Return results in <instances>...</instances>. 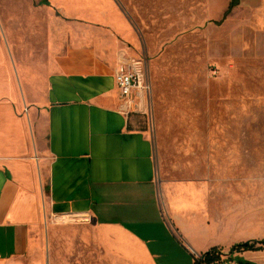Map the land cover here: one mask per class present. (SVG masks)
<instances>
[{
	"label": "crops",
	"instance_id": "1",
	"mask_svg": "<svg viewBox=\"0 0 264 264\" xmlns=\"http://www.w3.org/2000/svg\"><path fill=\"white\" fill-rule=\"evenodd\" d=\"M29 2L13 31L0 15V264L33 256L62 216L74 224L56 246L76 233L80 264H194L214 250L217 264H264V250L233 251L264 240V207L233 219L221 207L223 145L184 144L164 165L121 112L120 58L145 60L123 0Z\"/></svg>",
	"mask_w": 264,
	"mask_h": 264
},
{
	"label": "rangeland",
	"instance_id": "2",
	"mask_svg": "<svg viewBox=\"0 0 264 264\" xmlns=\"http://www.w3.org/2000/svg\"><path fill=\"white\" fill-rule=\"evenodd\" d=\"M29 1L0 0L4 30L31 15ZM123 2L139 28L132 50L147 61L153 85V114L140 116L138 129L151 134L164 165L184 144H222L221 207L238 210L230 219L264 207V0H238L227 16L231 0ZM61 224L74 220L48 221L22 264H80L69 243L76 233L56 246Z\"/></svg>",
	"mask_w": 264,
	"mask_h": 264
},
{
	"label": "built area",
	"instance_id": "3",
	"mask_svg": "<svg viewBox=\"0 0 264 264\" xmlns=\"http://www.w3.org/2000/svg\"><path fill=\"white\" fill-rule=\"evenodd\" d=\"M115 80L121 97V112L125 116L151 118L153 114V85L147 62L143 59L120 58ZM62 222L64 216L57 217Z\"/></svg>",
	"mask_w": 264,
	"mask_h": 264
},
{
	"label": "trees",
	"instance_id": "4",
	"mask_svg": "<svg viewBox=\"0 0 264 264\" xmlns=\"http://www.w3.org/2000/svg\"><path fill=\"white\" fill-rule=\"evenodd\" d=\"M44 4H48L47 2H44ZM238 4V0H231L230 5L228 7V10L225 13V16H227ZM138 118H141L139 115H135ZM264 250V240L261 242H247L244 244H241L233 249V251H262ZM217 250L208 252L201 258V260H196L194 264H217L220 262L221 257L220 255H216ZM233 253V252H232Z\"/></svg>",
	"mask_w": 264,
	"mask_h": 264
}]
</instances>
